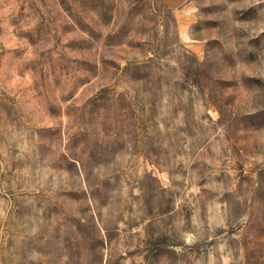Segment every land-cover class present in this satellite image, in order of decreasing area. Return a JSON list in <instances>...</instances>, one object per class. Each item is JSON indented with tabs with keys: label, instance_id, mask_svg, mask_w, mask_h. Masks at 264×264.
<instances>
[{
	"label": "rangeland",
	"instance_id": "1",
	"mask_svg": "<svg viewBox=\"0 0 264 264\" xmlns=\"http://www.w3.org/2000/svg\"><path fill=\"white\" fill-rule=\"evenodd\" d=\"M0 264H264V0H0Z\"/></svg>",
	"mask_w": 264,
	"mask_h": 264
}]
</instances>
